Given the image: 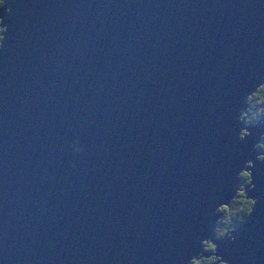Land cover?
<instances>
[{"label": "water", "instance_id": "95a60500", "mask_svg": "<svg viewBox=\"0 0 264 264\" xmlns=\"http://www.w3.org/2000/svg\"><path fill=\"white\" fill-rule=\"evenodd\" d=\"M0 264H182L215 227L264 126V0H6ZM79 142L81 152L72 148ZM258 199L229 264H264ZM207 255L208 253H204Z\"/></svg>", "mask_w": 264, "mask_h": 264}, {"label": "clouds", "instance_id": "9594fccd", "mask_svg": "<svg viewBox=\"0 0 264 264\" xmlns=\"http://www.w3.org/2000/svg\"><path fill=\"white\" fill-rule=\"evenodd\" d=\"M0 10H3L4 16L13 15V9L6 4V0H0ZM7 36L8 26L4 24L3 16H0V53L5 50ZM259 79L261 82L255 90L243 97L238 110L237 121L242 125L238 139L241 141L252 134L249 131L250 128L264 123V76ZM72 148L76 152L82 151L78 141L72 144ZM252 151L258 154L255 160L248 159L243 162L237 174V180L240 182L234 185V195L227 202L218 203L212 208V214L216 217L215 227L209 233L208 238L200 240L202 251L191 255L182 264H229L218 254L219 245L215 241H235L238 237L233 233L238 230L237 225H239V230H242L254 214L258 199L250 197L248 191L255 188L252 173L255 161L264 163V133L260 134V139L253 145ZM204 253H210V255H204Z\"/></svg>", "mask_w": 264, "mask_h": 264}, {"label": "trees", "instance_id": "16d2710c", "mask_svg": "<svg viewBox=\"0 0 264 264\" xmlns=\"http://www.w3.org/2000/svg\"><path fill=\"white\" fill-rule=\"evenodd\" d=\"M254 90H255V89H254ZM262 126H264V123L262 124ZM262 133H264V129H263Z\"/></svg>", "mask_w": 264, "mask_h": 264}, {"label": "bare ground", "instance_id": "6f19581e", "mask_svg": "<svg viewBox=\"0 0 264 264\" xmlns=\"http://www.w3.org/2000/svg\"><path fill=\"white\" fill-rule=\"evenodd\" d=\"M240 181H238V183H239ZM193 255V254H192ZM205 255V254H204ZM207 255H210V253H208Z\"/></svg>", "mask_w": 264, "mask_h": 264}]
</instances>
